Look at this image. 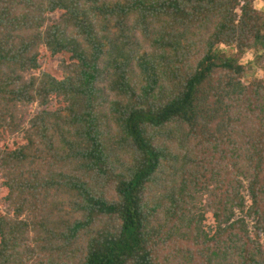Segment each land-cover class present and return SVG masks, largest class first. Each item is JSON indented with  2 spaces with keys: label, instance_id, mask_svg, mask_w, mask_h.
I'll use <instances>...</instances> for the list:
<instances>
[{
  "label": "trees",
  "instance_id": "16d2710c",
  "mask_svg": "<svg viewBox=\"0 0 264 264\" xmlns=\"http://www.w3.org/2000/svg\"><path fill=\"white\" fill-rule=\"evenodd\" d=\"M258 1L0 0V264H264Z\"/></svg>",
  "mask_w": 264,
  "mask_h": 264
},
{
  "label": "rangeland",
  "instance_id": "374dc122",
  "mask_svg": "<svg viewBox=\"0 0 264 264\" xmlns=\"http://www.w3.org/2000/svg\"><path fill=\"white\" fill-rule=\"evenodd\" d=\"M260 4V5H264V2L263 0H259L257 3H256V7L257 9H260V10H264V7H258L257 5ZM61 13L60 12H57L55 14L52 15V18L53 19H58L60 17ZM63 56H56V57H51L48 53H45V57L43 58L42 60V68L44 71H47L49 73H52L53 75H56V76H60L61 73L58 71V66L60 65V61L62 59ZM253 55L251 53H248L245 57H244V62H248L250 59H252ZM255 75L257 77H263L264 78V73L260 70H257L255 72ZM15 140H11V144L12 142H14ZM19 141V139H18ZM21 141V140H20ZM5 189L3 188H0V211H3L4 209H6V206H3V202H2V199L3 197L5 196ZM208 223H212V220H209Z\"/></svg>",
  "mask_w": 264,
  "mask_h": 264
},
{
  "label": "clouds",
  "instance_id": "9594fccd",
  "mask_svg": "<svg viewBox=\"0 0 264 264\" xmlns=\"http://www.w3.org/2000/svg\"><path fill=\"white\" fill-rule=\"evenodd\" d=\"M257 6H258V7H264V5H260V4H258Z\"/></svg>",
  "mask_w": 264,
  "mask_h": 264
}]
</instances>
